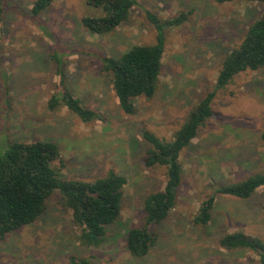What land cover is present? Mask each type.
Listing matches in <instances>:
<instances>
[{"label":"rangeland","instance_id":"obj_1","mask_svg":"<svg viewBox=\"0 0 264 264\" xmlns=\"http://www.w3.org/2000/svg\"><path fill=\"white\" fill-rule=\"evenodd\" d=\"M36 0H3L0 16V100L4 84L9 102L0 106V156L9 143L48 140L60 149L55 163L64 180L94 181L110 171L126 177L120 218L108 228L106 242L86 248L79 241L71 212L56 192L32 225L0 239V264H259L248 250L227 251L219 240L244 232L264 240V189L251 200L220 196L207 227L194 224L201 203L218 186L241 182L264 172V69L237 75L224 89L216 83L226 56L264 12V5L217 0H138L128 22L99 36L82 27L100 11L88 0H54L39 17ZM188 14L183 25L167 30L162 74L152 99L136 100V111L120 109L102 57H119L136 45L156 42L146 18ZM66 69V83L100 119L84 123L66 107L50 110L56 91V61ZM216 91L213 116L182 154L183 183L178 205L154 227L156 242L143 259L130 256L127 232L144 224L143 204L163 190L165 168H148L150 144L144 133L170 141L190 111Z\"/></svg>","mask_w":264,"mask_h":264},{"label":"trees","instance_id":"obj_2","mask_svg":"<svg viewBox=\"0 0 264 264\" xmlns=\"http://www.w3.org/2000/svg\"><path fill=\"white\" fill-rule=\"evenodd\" d=\"M236 1L258 3L264 0H217L220 4ZM54 0H36L31 14L39 17ZM91 7L100 11L99 16H86L82 27L93 35L106 36L128 22L138 0H88ZM8 5L0 0V16ZM146 18L154 25L156 42L136 45L119 57H102L103 71L110 77L120 109L126 115L136 111L135 102L140 98L152 99L159 88L167 30L184 24L188 14L162 19L150 10H144ZM56 61L57 85L48 107L56 110L66 107L84 123H91L100 116L86 107L67 85L66 69L61 59ZM1 62V61H0ZM264 69V12L248 28L241 42L231 50L222 63L216 90L224 89L239 74ZM4 99L0 106L9 102L4 84ZM216 91L210 92L188 114L183 125L170 141L144 133L150 144L147 153L148 168H165L166 185L163 190L151 193L144 201V224L127 232L126 248L131 257L145 258L156 242L154 227L166 221L178 205L179 191L183 183L182 154L198 137L200 130L213 116ZM6 101V103H5ZM264 141V131L261 134ZM59 146L48 140L9 143L0 156V239L34 224L45 212L48 200L56 193L61 195L63 207L71 212L74 226L79 230V241L86 248H99L107 240L108 228L120 218L126 177L115 171L94 181L64 180L59 177L55 163L60 160ZM264 189V172L224 186H218L212 195L200 205L194 216V224L207 227L213 220V211L220 196L251 200ZM227 251L248 250L264 264V240L244 232L225 234L219 240ZM70 264H89L88 260L71 259Z\"/></svg>","mask_w":264,"mask_h":264}]
</instances>
